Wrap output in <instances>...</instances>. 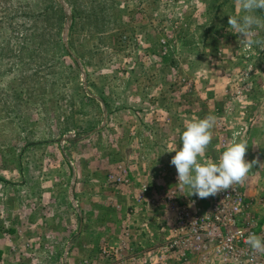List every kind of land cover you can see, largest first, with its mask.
I'll use <instances>...</instances> for the list:
<instances>
[{"label": "rangeland", "instance_id": "rangeland-1", "mask_svg": "<svg viewBox=\"0 0 264 264\" xmlns=\"http://www.w3.org/2000/svg\"><path fill=\"white\" fill-rule=\"evenodd\" d=\"M238 14L236 0H0V263L38 264L24 249L49 231L50 201L64 210L56 188L70 202L80 181L130 186L126 153L145 146L132 133L167 153L186 122L208 115L207 159L218 162L235 134L258 161L242 188L264 224V29H254L262 43H243L228 24ZM119 166L131 184L109 178Z\"/></svg>", "mask_w": 264, "mask_h": 264}, {"label": "crops", "instance_id": "crops-1", "mask_svg": "<svg viewBox=\"0 0 264 264\" xmlns=\"http://www.w3.org/2000/svg\"><path fill=\"white\" fill-rule=\"evenodd\" d=\"M132 134L135 136L134 143L136 137L143 140V145L145 142L144 148H140L141 151L128 150L126 153L132 157V159L130 158L132 184L118 186L114 189L109 188L107 191L102 189L95 191V188H87L80 181L75 184V187L72 184L67 190L70 202H67L66 198L60 197L63 188L55 190L53 187L55 193L60 192L56 195V199L58 196L61 209L64 210L56 209V205L51 201L49 205L51 208L45 206L51 209L45 217L49 231H34L31 235L35 241L28 240L29 248L24 249L30 254L29 261L31 259L35 261L33 255H37L38 264H87L85 263L87 260L96 261V264H154V252L149 251L147 247L150 248L149 245L155 241L152 239L157 240L156 236L160 234L158 224L167 225L168 220L171 222L173 215L172 210L163 201H160L159 197L168 191L175 190L180 200L194 206L199 211L210 207L213 196L204 199L194 195L188 196L186 193L189 192V189L187 187L181 189L177 185V170L169 161L175 155L174 151L168 152L169 149H167V153L154 152L155 147H153L154 150L150 149L152 147L150 142L153 138L145 137L144 133L140 136L139 133ZM249 139L251 140V137ZM156 142L158 141L156 140ZM175 145L177 148L181 146L179 143ZM162 149L164 150V148ZM207 155H210L208 148L205 159H207ZM250 173L252 172L250 171ZM249 179L248 182H251ZM144 184L150 187L153 196L157 198L154 202H151L150 199L142 202L138 200L140 188ZM99 191L101 192L98 193ZM253 192L250 187L246 189L248 194L253 195ZM68 212L73 213V216H70ZM74 216L75 218H72ZM19 217H15V221L19 224L27 221V224L32 225L33 217L29 216L27 220H20ZM68 223H71V227L68 226ZM1 236L0 231V243ZM42 238L47 240L44 243L46 245L41 246ZM57 240L65 242L62 253V245L58 244ZM104 246L118 248L120 250L119 259L105 261L100 254V250ZM18 249L22 251L21 248ZM3 254L4 251L0 250V257ZM17 263L11 262V264ZM0 264H4L3 258ZM34 264L36 263L34 262ZM168 264L184 263L178 259L170 258Z\"/></svg>", "mask_w": 264, "mask_h": 264}, {"label": "built area", "instance_id": "built-area-1", "mask_svg": "<svg viewBox=\"0 0 264 264\" xmlns=\"http://www.w3.org/2000/svg\"><path fill=\"white\" fill-rule=\"evenodd\" d=\"M109 178L121 185L131 183L129 169L125 166H119ZM153 195L144 184L138 200L154 202L157 198ZM160 198L173 215L168 238L155 248L154 264H168L170 258L184 264H264V254L254 253L245 242L249 233L264 235V224L259 216L252 214L253 203L242 183L216 194L210 207L203 211L180 200L175 190ZM119 251L116 247L104 246L100 254L105 260L116 261ZM85 263L96 264V261Z\"/></svg>", "mask_w": 264, "mask_h": 264}, {"label": "clouds", "instance_id": "clouds-1", "mask_svg": "<svg viewBox=\"0 0 264 264\" xmlns=\"http://www.w3.org/2000/svg\"><path fill=\"white\" fill-rule=\"evenodd\" d=\"M236 5L242 15L229 16L232 32L238 34L243 43H262L256 39L254 29H264V17L257 15V10H264V0H236ZM216 124L217 118L213 115L186 122L180 136L181 146L168 151L175 152L170 163L177 170V185L181 189L187 187L188 196L204 199L227 191L233 184L243 183L254 164L258 163L245 160L248 144L238 140L235 134L218 162L205 159ZM245 242L254 253L264 254V235L249 233Z\"/></svg>", "mask_w": 264, "mask_h": 264}]
</instances>
